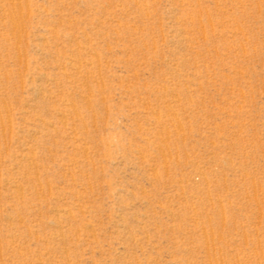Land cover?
<instances>
[{
    "label": "rangeland",
    "instance_id": "374dc122",
    "mask_svg": "<svg viewBox=\"0 0 264 264\" xmlns=\"http://www.w3.org/2000/svg\"><path fill=\"white\" fill-rule=\"evenodd\" d=\"M0 264H264V0H0Z\"/></svg>",
    "mask_w": 264,
    "mask_h": 264
}]
</instances>
